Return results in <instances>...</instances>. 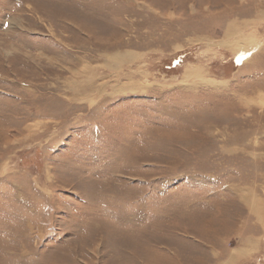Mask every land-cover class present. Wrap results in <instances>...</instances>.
Returning a JSON list of instances; mask_svg holds the SVG:
<instances>
[{
  "label": "rangeland",
  "instance_id": "rangeland-1",
  "mask_svg": "<svg viewBox=\"0 0 264 264\" xmlns=\"http://www.w3.org/2000/svg\"><path fill=\"white\" fill-rule=\"evenodd\" d=\"M0 264H264V0H0Z\"/></svg>",
  "mask_w": 264,
  "mask_h": 264
},
{
  "label": "bare ground",
  "instance_id": "bare-ground-1",
  "mask_svg": "<svg viewBox=\"0 0 264 264\" xmlns=\"http://www.w3.org/2000/svg\"><path fill=\"white\" fill-rule=\"evenodd\" d=\"M238 44V43H237ZM117 57V58H116ZM124 59H126V56H115V57H112V59H111V62H113V63H111V64H119V63H122V60H124ZM113 60V61H112ZM115 67V66H114ZM83 78V77H82ZM86 80V79H85ZM89 82V81H88ZM91 82H92V80H91ZM78 84V83H77ZM89 84V83H88ZM91 84H89L88 85V88H89V86H90ZM83 90H85V89H87L88 90V88H85L83 85H82V87H81Z\"/></svg>",
  "mask_w": 264,
  "mask_h": 264
}]
</instances>
